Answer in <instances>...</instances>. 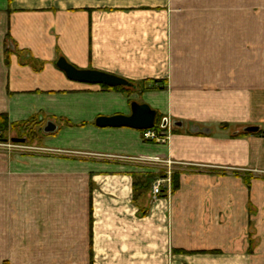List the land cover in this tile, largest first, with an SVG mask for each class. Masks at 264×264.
<instances>
[{
  "label": "crops",
  "instance_id": "0c3cea01",
  "mask_svg": "<svg viewBox=\"0 0 264 264\" xmlns=\"http://www.w3.org/2000/svg\"><path fill=\"white\" fill-rule=\"evenodd\" d=\"M61 57L156 81L140 102L183 127H96L129 98L69 80ZM0 114L2 143L53 121L45 147L72 152L0 156V264H264V180L238 172L264 169V0H0Z\"/></svg>",
  "mask_w": 264,
  "mask_h": 264
},
{
  "label": "water",
  "instance_id": "95a60500",
  "mask_svg": "<svg viewBox=\"0 0 264 264\" xmlns=\"http://www.w3.org/2000/svg\"><path fill=\"white\" fill-rule=\"evenodd\" d=\"M57 68L64 72L65 76L72 81L105 85L107 87H130L131 83L119 76L102 72L94 69H78L75 66L68 63L64 58H59L56 62ZM157 112L152 109L146 103H138L136 101L130 102V114H116L112 116H97L94 120V124L98 128H130L138 131L150 130L155 125ZM168 125V120L164 119L162 127L165 128ZM173 127L182 128V121H173L171 123ZM57 130V126L53 121H47L43 126L42 132L44 134H52ZM246 133H257L260 128L258 126H248L242 129ZM189 131L191 133H203L209 134L210 129L200 128L199 126L190 125ZM4 142L10 143H25L26 138L11 137L4 139Z\"/></svg>",
  "mask_w": 264,
  "mask_h": 264
},
{
  "label": "rangeland",
  "instance_id": "374dc122",
  "mask_svg": "<svg viewBox=\"0 0 264 264\" xmlns=\"http://www.w3.org/2000/svg\"><path fill=\"white\" fill-rule=\"evenodd\" d=\"M141 89L143 87L145 88L144 91H140L139 89H136L135 91L132 89H126V96L129 98L128 99V106H130L131 101H136L138 103H142V98L140 96H137L138 94H141L143 92L153 90V89H159V85L156 83L149 81L145 84L141 83H136ZM159 122L158 125L160 126L161 123H163L164 117L162 115H159ZM173 130H178L177 127H173L171 123L168 121V125L165 129L162 131L165 132H173ZM233 130V128L231 129ZM231 132V131H230ZM54 135H45L42 132V126H38L36 124V121L33 120L30 124H23V126H18L16 130H11L9 137H20V138H26L25 143H10L8 142H1L0 141V156L3 154H8L12 158H27L29 156H36V155H49V156H59V155H66V156H71L72 152L71 151H64L61 152L59 149H55L54 147H45V144L49 142V139L52 138ZM54 142V141H51ZM42 147V148H40ZM238 172L243 176V178L247 181L251 178L255 179H262L264 180V169L261 168L260 170H246V169H241L238 170ZM155 173H149L146 172L144 175L141 177V186L142 190H152L154 184L156 183L157 180L160 178L156 177L154 178L153 175ZM138 185V184H137ZM256 213V211H255ZM256 221H259L261 219L258 218V215L256 213ZM259 219V220H258ZM258 224V222H256Z\"/></svg>",
  "mask_w": 264,
  "mask_h": 264
},
{
  "label": "trees",
  "instance_id": "16d2710c",
  "mask_svg": "<svg viewBox=\"0 0 264 264\" xmlns=\"http://www.w3.org/2000/svg\"><path fill=\"white\" fill-rule=\"evenodd\" d=\"M150 80H144L142 82V84H145L147 82H149ZM131 86L130 87H123V86H118V87H107L105 85H101L103 88L105 89H113V90H120L122 92H127L126 89H132V90H136V89H139L140 91H144L145 88L143 87V89H141L139 86L141 85H138L134 82H131ZM154 83H157L156 81H152ZM158 89V88H157ZM160 89V88H159ZM159 113H157L156 115V120H155V125L153 127V129H157V130H163L165 128L162 127V123L160 124V126L158 125V122H159ZM222 129H227L229 127L228 124H222ZM8 128V120H7V117L4 115V114H0V139L4 137V133H5V130ZM173 132H179V130H173ZM244 135H248L247 133H239L238 136H244ZM178 184H179V179H178V176L177 175H173L172 176V182H171V186H172V190H175L176 188H178Z\"/></svg>",
  "mask_w": 264,
  "mask_h": 264
},
{
  "label": "built area",
  "instance_id": "2783aa9c",
  "mask_svg": "<svg viewBox=\"0 0 264 264\" xmlns=\"http://www.w3.org/2000/svg\"><path fill=\"white\" fill-rule=\"evenodd\" d=\"M164 131L157 130V129H150L146 131H142L141 135L144 140H151L155 142H161L163 140ZM163 185H164V179H159L156 181L152 188V194L157 196L162 194L163 192Z\"/></svg>",
  "mask_w": 264,
  "mask_h": 264
}]
</instances>
